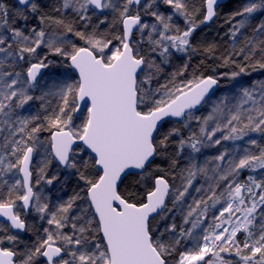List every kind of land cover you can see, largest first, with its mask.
Instances as JSON below:
<instances>
[{"label": "snow or ice", "instance_id": "1", "mask_svg": "<svg viewBox=\"0 0 264 264\" xmlns=\"http://www.w3.org/2000/svg\"><path fill=\"white\" fill-rule=\"evenodd\" d=\"M238 3L0 0V264H264V81L209 95L264 72V0ZM222 8L220 52L195 37Z\"/></svg>", "mask_w": 264, "mask_h": 264}, {"label": "rangeland", "instance_id": "2", "mask_svg": "<svg viewBox=\"0 0 264 264\" xmlns=\"http://www.w3.org/2000/svg\"><path fill=\"white\" fill-rule=\"evenodd\" d=\"M3 2H5V1L3 0ZM9 2H10V4L13 3V1H10V0H9ZM242 3H243V0H242ZM162 11H166V9L162 8ZM257 18L259 19V17H257ZM145 21L146 22H153L150 17H145ZM182 21H183L182 19H178V22L180 24H181ZM105 27H107V26L106 25H100L101 30L105 29ZM112 31L115 32L116 29H112ZM76 42L78 44L82 43L81 41H78V40ZM180 63H182V58L178 59V60H175L173 62V64L164 66L165 67V72L167 73L169 71L174 70L175 67L180 65ZM46 71H47L49 76H52L54 73L63 71V69L53 68V69L46 70ZM191 71H192V69L189 67V72H191ZM226 72H230V71H226ZM226 72H224V73H226ZM219 74H217V76H219ZM185 75L187 76L188 73H186ZM161 79L163 80V76L161 77ZM180 79L182 80V79H184V77H181ZM222 79H225L227 81V83L224 86L220 85L219 89L214 93V97H213L214 99H218L222 95H233V94H235L236 91L238 90L239 86H241V85L248 86L254 81H264V72H262V71H253L251 73V75L242 76V77H240V78H238L237 80H234V81L233 80H229L226 77L222 78ZM209 110L210 109H208V108H204L201 111H202V113L207 114V112ZM31 111L32 112H36L37 111V105H33ZM47 136H48L47 134H43L42 139H46ZM255 138L258 139V140L260 139L259 136H256ZM240 143H244V142H240ZM217 151H218L217 149H210V150H207V154L208 155H212V154H215ZM38 159H40V157L37 156L36 154H34L33 163L35 164ZM54 168H55V165H53V167L48 170V174L49 175L52 174V171L54 170ZM61 176H62V178H64V177L67 176V174L66 173H61ZM5 178L7 179L8 177H5ZM170 179H171V177H170ZM33 180H35V174L33 175ZM41 187L43 188L45 194L50 197V200H51L52 204H55V203H57L59 201H62L63 199H67L69 196L72 195L73 190H77V191L79 190L78 187H77L75 178H73V177H68L66 179L63 188L60 187V183L59 182L54 183V185H52V186H45V185L42 184ZM78 203L83 204V201H80ZM175 219H176L177 224H179L181 218L179 216H176ZM29 220L32 221L33 223H36V221H37L34 216H30ZM158 223L163 224V223H167V221H162V222H158ZM65 231H68V230L65 229ZM22 247H23V245H21V248ZM18 259H19V257H18Z\"/></svg>", "mask_w": 264, "mask_h": 264}, {"label": "trees", "instance_id": "3", "mask_svg": "<svg viewBox=\"0 0 264 264\" xmlns=\"http://www.w3.org/2000/svg\"><path fill=\"white\" fill-rule=\"evenodd\" d=\"M7 4L11 5L9 0H4ZM190 4H195L197 6L200 5L201 0H190ZM239 3H242V0H239ZM238 4H235L234 7H238ZM233 10L232 8H222L220 9V14L219 17L216 19V21L208 26H205L201 29H198V34L195 37V42H217L220 45L219 51L223 52L225 48L228 46V37L224 35L226 29L229 27L227 24L224 23V17L228 12ZM199 17H197L198 19ZM183 26V24L181 25ZM204 61V63H201V61ZM192 70H196L199 73H202L204 75H217V74H222L226 71H232L233 69L226 68V67H220L219 66V61L218 60H211L207 59L203 55H194L191 58L190 66ZM227 81L225 79H220V85L224 86L226 85ZM47 134V133H44ZM48 135V134H47ZM159 162V161H158ZM170 179V177H169ZM127 184V182H126ZM139 199V197H137ZM243 234H238V238L242 236ZM222 257L228 258V259H233L235 260L236 258L234 256L229 257L225 253H221Z\"/></svg>", "mask_w": 264, "mask_h": 264}, {"label": "water", "instance_id": "4", "mask_svg": "<svg viewBox=\"0 0 264 264\" xmlns=\"http://www.w3.org/2000/svg\"><path fill=\"white\" fill-rule=\"evenodd\" d=\"M10 1H13V0H10ZM205 26H208V25H205ZM205 26H203V27H205ZM219 87H220V84L218 87L214 88L213 91L209 93V95H213V93H215L219 89ZM166 203H167V201H166ZM2 219L3 218H0V220H2Z\"/></svg>", "mask_w": 264, "mask_h": 264}, {"label": "flooded vegetation", "instance_id": "5", "mask_svg": "<svg viewBox=\"0 0 264 264\" xmlns=\"http://www.w3.org/2000/svg\"><path fill=\"white\" fill-rule=\"evenodd\" d=\"M181 24H183V21L181 22ZM29 218H30V217H29ZM36 224L39 226L38 221H36ZM17 259H18V257H17ZM38 264H40V262H38Z\"/></svg>", "mask_w": 264, "mask_h": 264}]
</instances>
